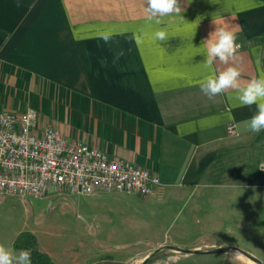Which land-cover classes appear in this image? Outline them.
<instances>
[{
	"label": "crops",
	"instance_id": "obj_1",
	"mask_svg": "<svg viewBox=\"0 0 264 264\" xmlns=\"http://www.w3.org/2000/svg\"><path fill=\"white\" fill-rule=\"evenodd\" d=\"M180 4L184 20L173 14L157 25L147 19L146 0H0V110L31 109L38 125L157 174L160 183L142 197L144 205L174 192L184 203L182 192L211 178H221L222 187L239 180L243 189L250 172L246 165L264 172V130H249L256 106H240L235 90L212 100L202 93L199 83L226 67L219 61L211 70L204 66L202 41L215 27L233 30L242 86L264 77V0ZM161 29L166 41L154 39ZM103 35L111 37L107 43ZM229 123L232 134L226 132ZM252 185L260 200L259 183ZM3 227L0 243L18 253L13 241L26 230ZM245 241L194 243L187 248L200 252L182 258L194 254L209 264H264V252ZM219 247L224 250L205 252ZM36 248L54 264L67 261L37 238Z\"/></svg>",
	"mask_w": 264,
	"mask_h": 264
},
{
	"label": "rangeland",
	"instance_id": "obj_2",
	"mask_svg": "<svg viewBox=\"0 0 264 264\" xmlns=\"http://www.w3.org/2000/svg\"><path fill=\"white\" fill-rule=\"evenodd\" d=\"M245 167L250 176L243 189L239 180L222 187L221 178H211L182 192L184 203L177 200V192L161 194L152 205L124 191L101 190L93 196L95 192L54 188L23 198L0 193V225L31 232L40 246L66 258L64 264L141 262L147 255L148 264H209L195 253L184 259L186 252L172 246L189 249L188 245L216 240H246L248 248L264 252V172L254 165ZM255 181L260 200L253 195ZM188 210L192 214L183 223Z\"/></svg>",
	"mask_w": 264,
	"mask_h": 264
},
{
	"label": "built area",
	"instance_id": "obj_3",
	"mask_svg": "<svg viewBox=\"0 0 264 264\" xmlns=\"http://www.w3.org/2000/svg\"><path fill=\"white\" fill-rule=\"evenodd\" d=\"M234 124L226 125L228 134ZM264 165V164H263ZM159 176L102 149L38 125L31 109L0 110V193L42 196L50 188L89 195L97 190L153 194Z\"/></svg>",
	"mask_w": 264,
	"mask_h": 264
},
{
	"label": "clouds",
	"instance_id": "obj_4",
	"mask_svg": "<svg viewBox=\"0 0 264 264\" xmlns=\"http://www.w3.org/2000/svg\"><path fill=\"white\" fill-rule=\"evenodd\" d=\"M145 12L147 19L155 22L157 25L163 21L161 18L166 16L179 17L182 7L180 0H146ZM214 24V22L212 21ZM109 35H103L101 39L107 43L110 40ZM137 44L140 43V37H133ZM154 39L166 41L168 34L165 30H157L154 33ZM206 49V55L203 64L206 68L212 69L214 64L219 61L226 65L218 73H210L200 83L199 88L209 100L218 95H222L229 90H235L238 93L240 106H256V112L248 122L249 130L253 133H260L264 130V77L252 78L242 86L241 70L237 66L238 50L240 45L237 43V34L224 26L215 27L213 32L202 41ZM264 170V165L261 166ZM173 260V257H169ZM0 264H32L31 250L22 249L17 253L14 249L0 243Z\"/></svg>",
	"mask_w": 264,
	"mask_h": 264
},
{
	"label": "trees",
	"instance_id": "obj_5",
	"mask_svg": "<svg viewBox=\"0 0 264 264\" xmlns=\"http://www.w3.org/2000/svg\"><path fill=\"white\" fill-rule=\"evenodd\" d=\"M13 247L31 250L32 264H53L47 254L36 249L35 236L29 231L20 232L13 241ZM149 257L142 264H148Z\"/></svg>",
	"mask_w": 264,
	"mask_h": 264
},
{
	"label": "water",
	"instance_id": "obj_6",
	"mask_svg": "<svg viewBox=\"0 0 264 264\" xmlns=\"http://www.w3.org/2000/svg\"><path fill=\"white\" fill-rule=\"evenodd\" d=\"M161 247H164V246H161ZM172 248L175 249V250L185 251V252H188V253H198V252H200L198 249H182V248H180L178 246H172ZM223 250H224V248L219 247V248H213V249L205 250V252L214 253V252H220V251H223ZM246 255H248L250 258L254 259L255 261H257L255 258L250 256L249 254H246ZM148 257H149V255L145 256L141 262H123V261H117V260H108L107 264H142V263H144V261Z\"/></svg>",
	"mask_w": 264,
	"mask_h": 264
}]
</instances>
